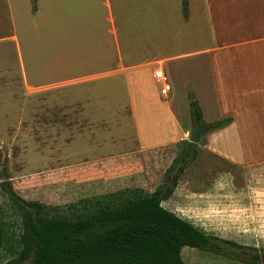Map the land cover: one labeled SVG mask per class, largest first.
<instances>
[{
	"label": "rangeland",
	"instance_id": "1",
	"mask_svg": "<svg viewBox=\"0 0 264 264\" xmlns=\"http://www.w3.org/2000/svg\"><path fill=\"white\" fill-rule=\"evenodd\" d=\"M34 1L30 0L28 5L14 4L12 8L0 4V168L4 162L6 173L0 178V264L8 258L2 249L7 223L16 227L18 234L22 230L20 214L3 190L2 180L10 179L17 194L39 205L47 216L69 217L92 208L95 201L112 198L116 202L119 196H142L160 186L173 185L174 173L180 166L177 158L186 148L184 141L144 154L143 164L138 166L142 181L132 186L136 189L122 190L125 169L121 164V168L113 166V173L107 177L113 181H100L87 189L77 186V168L101 157L102 152L96 149L97 142L91 145L93 149H77L81 124L110 125L115 146L105 155H113L123 152L118 144L120 148L133 144L135 118L136 123L142 122L144 134L151 133L148 125L153 122L159 125V132L169 131L171 124L164 119L167 100L183 123L188 116L192 117L189 98L192 86H179L184 93L172 97L173 90L171 96L160 98L154 95L156 85L143 77L144 71L117 63L115 51L88 53L94 41L103 45L93 32L111 28L108 0ZM166 1L171 2L129 1L130 57L136 63L158 50L199 49L208 43V38L202 37L200 22L197 27L193 21L189 24L177 21L174 29L170 27L174 6ZM34 3L36 9L33 8L30 22L29 12ZM120 4L118 35L123 45L128 37L126 0ZM12 34L18 38L11 37ZM83 54L94 57L93 65L80 63ZM153 81L158 83L155 77ZM160 87L157 84L161 94ZM140 91L150 96H139L135 107L132 98ZM83 108L109 109L113 116L83 118L77 114ZM206 134L197 143V151L185 162L174 191L162 204L206 233L237 245L223 242L221 253L185 246L183 260L185 264H264V213L254 211V206L247 208L248 198L233 196L232 189L225 190L226 196L221 195L219 174L228 171L240 180L244 173L242 168L204 147ZM105 169L99 167L96 172L105 175L102 172ZM224 199L226 207L221 206ZM256 253L259 260L253 256Z\"/></svg>",
	"mask_w": 264,
	"mask_h": 264
},
{
	"label": "crops",
	"instance_id": "2",
	"mask_svg": "<svg viewBox=\"0 0 264 264\" xmlns=\"http://www.w3.org/2000/svg\"><path fill=\"white\" fill-rule=\"evenodd\" d=\"M120 1L108 0L111 28L100 33L93 32V36L95 34V37H100L103 45L98 46V41H94L88 53L93 55L115 51L117 63L126 68L140 67L144 71L143 77L156 85L154 95L160 98L171 96L173 90L172 97L184 93L183 88L179 86H192L191 91L199 101L205 123L231 118L227 125L206 132L204 144L210 152L243 169V178L240 180L228 171L219 174L217 181L219 192L226 196L225 190L232 189L235 192L233 196L242 195L248 198L247 208L254 206L255 208H252L254 211L264 213V0H188L187 16L182 12V0L166 1L167 5L174 6L171 12L174 19L170 27L174 29L176 26L174 23L177 21H181V24L193 21L197 27L199 26L197 22H200L202 37L208 38V43L202 44L199 49L158 50L137 63L130 57L128 27L130 0H126L127 41L122 45L119 40L118 19L122 15ZM161 1L162 4L165 3L164 0ZM29 2L30 0H0V4H7L10 7L14 4L28 5ZM33 12L32 7L29 12L30 22L33 19ZM10 13L12 14V9ZM11 17L13 18L12 15ZM12 25L14 28V22ZM10 36L17 37L15 34ZM101 37H104V40ZM90 55H81L80 63L86 66L93 65L91 61L94 57ZM154 69L164 70L169 77L172 89L167 96L159 93L157 88L159 83L153 81ZM142 95L150 96L140 91L137 97L132 98L135 107L137 99ZM166 102L168 105L166 113L163 114L165 121L171 124L169 131L167 130L166 134L159 132L157 130L159 125L153 122L152 125H148L151 133L144 134V127L140 125L142 122L137 120L136 123L135 118L136 134L132 139L133 144L123 145L121 148L118 144L117 147L122 149V153L105 155L107 150H112L115 146L110 125L94 127L82 123L83 126L77 135V149L80 147L93 149L91 145L97 142L99 146L97 145L96 149L101 150L102 156H97L92 161L83 163L85 166L77 168V186L89 189L100 181L102 183L113 181L111 177H107L113 173V166L120 167L121 164L125 169L122 174L125 188L122 190L134 189L132 186H138L137 183L142 181L140 176L142 173L138 166L143 164L144 154L153 149L189 140L196 126L193 127L192 117L188 116L187 122L183 123L170 100ZM108 110L83 108L77 114L83 118L113 116ZM103 166L110 169L107 170ZM99 167L105 169L102 172H105L106 176L97 174L96 170ZM226 205L224 199L221 206Z\"/></svg>",
	"mask_w": 264,
	"mask_h": 264
},
{
	"label": "trees",
	"instance_id": "3",
	"mask_svg": "<svg viewBox=\"0 0 264 264\" xmlns=\"http://www.w3.org/2000/svg\"><path fill=\"white\" fill-rule=\"evenodd\" d=\"M183 12L188 15V0H183ZM189 98L194 125L202 121L210 132L231 121L225 118L205 123L193 91ZM183 143L186 148L177 158L180 166L174 173L173 185L160 186L142 196H119L116 202L112 198L95 201L92 208L69 217L45 215L39 205L17 194L10 179L2 180L3 190L20 214L22 228L18 234L16 227L7 223L2 249L8 258L3 264H185V246L221 253L223 242L237 245L206 233L163 206L162 201L174 191L185 162L198 148L189 140ZM3 167L4 162L0 178L6 174ZM253 256L260 259L258 253Z\"/></svg>",
	"mask_w": 264,
	"mask_h": 264
},
{
	"label": "built area",
	"instance_id": "4",
	"mask_svg": "<svg viewBox=\"0 0 264 264\" xmlns=\"http://www.w3.org/2000/svg\"><path fill=\"white\" fill-rule=\"evenodd\" d=\"M154 77H155L156 81L158 83H160V85H161V87H160L161 94L163 96H167L172 89L168 75L164 72V70L157 69L154 72Z\"/></svg>",
	"mask_w": 264,
	"mask_h": 264
},
{
	"label": "water",
	"instance_id": "5",
	"mask_svg": "<svg viewBox=\"0 0 264 264\" xmlns=\"http://www.w3.org/2000/svg\"><path fill=\"white\" fill-rule=\"evenodd\" d=\"M207 132V128L205 126V124L201 121H199L194 130L191 133V136L189 138V141L193 142V143H199L202 136Z\"/></svg>",
	"mask_w": 264,
	"mask_h": 264
}]
</instances>
